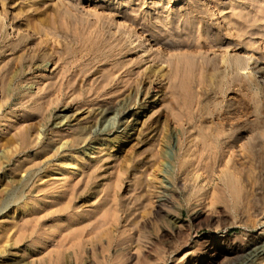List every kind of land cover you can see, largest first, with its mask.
Returning a JSON list of instances; mask_svg holds the SVG:
<instances>
[{
	"label": "rangeland",
	"instance_id": "rangeland-1",
	"mask_svg": "<svg viewBox=\"0 0 264 264\" xmlns=\"http://www.w3.org/2000/svg\"><path fill=\"white\" fill-rule=\"evenodd\" d=\"M96 43L105 57L88 56ZM200 62L212 66L189 69ZM64 67L68 86L48 96ZM254 67L264 70V0H0V264H184L210 237L263 238L264 79ZM223 77L232 82L220 91ZM129 91L132 103L141 94V123L124 153L109 145L120 130L85 143L78 124L54 126L65 108L119 105ZM226 173L235 184L221 183ZM239 260L223 253L215 264Z\"/></svg>",
	"mask_w": 264,
	"mask_h": 264
},
{
	"label": "bare ground",
	"instance_id": "bare-ground-1",
	"mask_svg": "<svg viewBox=\"0 0 264 264\" xmlns=\"http://www.w3.org/2000/svg\"><path fill=\"white\" fill-rule=\"evenodd\" d=\"M238 4V3H237ZM236 4V5H237ZM235 5V4H234ZM239 5V4H238ZM236 8H239V7H235L234 6V8H232V9H235L236 10ZM241 10L242 9H240V10H237L236 12H238V11H240L241 12ZM233 11V10H232ZM234 12V11H233ZM242 13V12H241ZM240 13V14H241ZM233 14H235V12L233 13ZM239 14V15H240ZM243 14V13H242ZM247 14H249V13H245V15H247ZM198 15V14H197ZM239 15H237L238 16V20H239ZM199 16V15H198ZM205 16V15H204ZM236 16V15H235ZM242 16V15H241ZM240 16V19L242 18L243 19V17H244V15H243V17H241ZM200 17V16H199ZM201 17H202V15H201ZM205 18V17H204ZM237 20V21H238ZM243 20H245V19H243ZM243 20H241V22L240 23H243V24H246V23H244V21ZM246 20H249V18L247 19L246 18ZM245 20V21H246ZM192 21V20H191ZM243 21V22H242ZM186 22V21H185ZM188 22V21H187ZM193 23H194V21H193ZM193 23H191V25L190 26H193L192 24ZM205 23V22H204ZM204 23H202L201 24V29L203 30V29H208V28H205L206 26H205V24ZM247 23H248V21H247ZM123 25L125 26V22H123ZM187 25V24H186ZM194 27V26H193ZM200 27H199V29H200ZM191 30H192V27L190 28ZM200 29V30H201ZM187 30H189V29H187ZM191 30H189V31H191ZM194 31V30H193ZM210 32V31H209ZM215 32H217V31H215ZM215 32H212V33H215ZM192 33V32H191ZM190 33V34H191ZM207 33V32H206ZM220 33V32H219ZM202 34H204V33H202ZM208 34V33H207ZM188 35V34H187ZM205 35V34H204ZM211 35V34H210ZM209 35V36H210ZM220 35V34H219ZM202 36V35H201ZM208 35H206V36H204V37H207ZM214 36V35H213ZM217 36V33L215 34V37ZM221 36V35H220ZM204 37H200V38H204ZM212 37V36H211ZM214 38V37H213ZM201 39V40H202ZM207 39H208V37H207ZM210 39H212V38H210ZM210 39H208L207 41H209ZM215 39V40H214ZM214 39H212V40H214V41H219L220 39H221V37H219V36H217L216 38H214ZM203 40H205V39H203ZM211 40V41H212ZM206 41V40H205ZM211 41H210V43H211ZM221 41V40H220ZM204 42V41H203ZM202 43V42H201ZM206 43V42H205ZM213 43V42H212ZM203 44V43H202ZM218 44V43H217ZM88 48H89V50H88V56H90V58H102V57H105L104 55H103V51L101 50V47H100V45H98L97 43L96 44H94V45H89L88 46ZM113 56V50L111 51V52H109V54H108V57L109 58H111ZM252 58L251 57H249V58H246V57H244V56H241V57H236V63L238 64V67H240V66H244V67H246L247 65H249V61L251 60ZM201 63V62H200ZM178 64H181L180 62H175V65H176V67H178L179 65ZM255 64H257V61H254L253 62V64H251V65H255ZM263 64V63H262ZM122 66L123 65H119V66H117V69L118 70H120L121 68H122ZM171 66V65H170ZM198 66H199V68H202L204 71H208V69H210L211 68V66L212 65H210V64H208V63H206V62H203V63H201L200 65H196V64H192V66H190L189 67V69H191V70H193L192 72H196V70H197V68H198ZM260 66V65H259ZM213 67H215V66H213ZM69 68H71V67H69ZM64 69H66V71L64 70V73L62 74V80H61V82H58V85H57V88L55 87L54 88V86L52 87H50V91L48 92V94L47 93H45V94H47L48 96H54L55 94L54 93H57L58 95L62 92V91H64V88H66L68 85V83H69V77H71L70 76V74H72V73H70V71L72 70H69V69H67V68H65L64 67ZM252 69H254V70H257L260 74H261V76L263 77V79H264V70L262 69V68H260V67H254V68H252ZM109 72V71H108ZM177 73V72H176ZM108 74H110V73H108ZM106 75H107V72H106ZM111 75V74H110ZM236 76H237V74H236ZM103 77H105V74H104V76ZM110 77V76H109ZM239 77V76H238ZM106 78H108V75H107V77ZM211 78H212V80L214 81V83L216 82V80H215V78H214V76H211ZM175 78L173 77V78H171L170 79V85H169V92L172 94V95H176L177 94V89H176V87H175V80H174ZM223 81H222V85H221V87L219 88V90L222 88V89H224V88H229V83L230 82H232V81H230V80H228V79H226V77H223ZM226 79V80H225ZM238 80H240V78H238L237 79V81ZM156 84H159L160 83V80H158V78H156ZM234 82V81H233ZM235 82H236V80H235ZM216 84H217V82H216ZM52 88V89H51ZM48 90V89H47ZM46 90V91H47ZM221 91V90H220ZM63 93V92H62ZM144 93V92H143ZM44 94V95H45ZM129 95L130 96H132V91H129L128 92V96L122 101V103L121 104H119V105H108V106H105V107H100V108H97V109H95V110H87V111H84V110H78V111H71V112H69V111H67V108H65V110L63 111V112H66V114H64V115H58L57 117H56V122H54L55 124H54V126H64V125H66V124H72V123H75V124H78V127H76L77 128V135H78V137H76V138H82V140L83 139H85V143H86V140L87 141H91V140H93L94 138H97V137H99L101 134H104L105 132L107 133V130L109 131H111L112 129H117V130H120V133L121 134H124V136H122L123 138H121V139H119L118 138V136H116V138L115 139H113L112 141H110V148H114L115 149V145H120L121 146V153H124V152H126V149H127V146L128 145H130V143H131V141H129V138L126 136V134L129 132L130 134H133L134 136L136 135V133L139 131V124L141 123V121H139V117L137 116L140 112H137L136 114H134V116L132 115V110H134V108L137 106V104H138V102H136L137 101V98H139V96L141 95V94H139L138 93V96L135 98L136 99V101L134 102V103H132V100H131V98H133V96L132 97H129ZM145 95V94H144ZM177 96V95H176ZM143 97V96H142ZM143 99V98H142ZM144 99H145V101H144V103L145 102H147L146 100H148V95L146 94L145 95V97H144ZM143 99V100H144ZM139 101V100H138ZM132 104V105H131ZM42 107V106H41ZM69 110V109H68ZM134 113V112H133ZM55 117H53V118H55ZM130 117H133L131 120H130ZM87 121V123L85 124H81L83 121ZM87 125H89V126H87ZM74 127V126H73ZM71 128V127H70ZM76 128L74 129L75 131H76ZM76 133V132H75ZM105 133V134H106ZM117 133H118V131H117ZM74 134V133H73ZM87 134V135H86ZM156 134V133H155ZM75 136H76V134H75ZM155 136V135H154ZM74 138V137H73ZM73 140H75V139H73ZM77 140H79V139H77ZM81 140V139H80ZM81 140V141H82ZM73 142V141H72ZM75 142H77V141H75ZM79 142V141H78ZM83 142V141H82ZM90 143V142H89ZM74 144V143H73ZM79 144V143H78ZM78 144H76V145H78ZM79 146V145H78ZM106 146H108V144L106 145ZM105 146V147H106ZM63 147V146H62ZM63 148H65V146L63 147ZM67 148V147H66ZM106 149V148H105ZM104 149V150H105ZM117 149V148H116ZM102 150V149H101ZM107 151L108 150H106L105 152L107 153ZM100 152V151H99ZM97 154H99V153H97ZM168 154L169 153H167V154H165L166 156H168ZM164 155V156H165ZM97 156V155H96ZM99 157V156H98ZM67 158H69L68 156H65L64 157V159H65V161H66V163L67 162H69L68 163V167H73V161L71 160L70 161V159H67ZM74 160V159H73ZM98 160V159H97ZM75 161V160H74ZM65 163V162H64ZM63 163V164H64ZM65 165V164H64ZM67 165V164H66ZM69 165H71V166H69ZM74 166H75V164H74ZM74 168V167H73ZM75 169V168H74ZM73 169V170H74ZM76 169H78L77 168V166H76ZM207 169V168H206ZM210 169V168H209ZM58 170V169H57ZM211 170V169H210ZM210 170H209V172H210ZM208 171V170H207ZM207 171H206V173H207ZM60 173V171H57V173ZM73 172H75V170L73 171ZM227 173H229V172H227ZM226 173V175L224 174V179H226V180H223V178L221 179V180H223V181H221V183L222 182H224V185H228V184H232L233 185V183H231V176H229L230 175V173H229V175ZM183 174H184V172H183ZM191 173H190V171H188V170H185V180L187 181V179L189 180V175H190ZM188 175V177H186ZM56 176V175H55ZM62 176V175H61ZM38 178H40L41 179V177H38ZM45 178V177H44ZM47 178V177H46ZM49 178V177H48ZM52 178V177H51ZM54 178V177H53ZM58 179H60L59 177H57ZM28 179V178H27ZM56 179V178H55ZM57 179V180H58ZM62 179V178H61ZM42 180H44L43 178L41 179V182H42ZM48 180V179H47ZM56 180V181H57ZM39 182H40V180H38ZM51 181V180H50ZM50 181L48 182V183H50ZM54 181V180H53ZM59 182H61L60 180H58ZM43 182H46V181H43ZM24 184H26V183H24ZM43 184V183H42ZM47 184V183H46ZM51 184V183H50ZM53 184V183H52ZM63 184V183H62ZM235 184V183H234ZM61 185V184H60ZM229 185V186H230ZM228 186V187H229ZM235 186V188H236V185H234ZM47 187H49V184H48V186ZM230 187H232V186H230ZM62 188H63V185H62ZM64 189V188H63ZM75 189V188H74ZM73 190V189H72ZM174 192V191H173ZM173 194V193H172ZM166 196H168L169 197V195H167L166 194ZM163 197V196H162ZM162 197H161V199H162ZM167 197V198H168ZM171 197H169V199H170ZM166 199V198H165ZM163 200V199H162ZM167 200V199H166ZM165 200V201H166ZM169 201V200H168ZM172 201V200H171ZM164 203V202H163ZM171 203V202H170ZM169 203V204H170ZM161 204V203H160ZM165 204V203H164ZM163 204V205H164ZM167 205V204H166ZM26 206V205H25ZM157 210H158V207H157ZM161 210V209H160ZM177 214H178V211L176 212ZM176 215V214H175ZM192 215V214H191ZM202 215V211L201 210H195L194 211V213H193V218H199L200 216ZM178 217H176V218H174V222L173 223H175V225L176 226H174V227H176V228H178V226H179V224L177 225L176 223H180L181 221H182V215H181V213H179V215H177ZM172 217H173V215H172ZM170 219V218H169ZM190 219H191V217H190ZM200 219V218H199ZM168 220V219H167ZM168 222H170V221H168ZM183 222V221H182ZM171 223V222H170ZM171 224V225H174V224ZM184 223V222H183ZM182 223V224H183ZM180 226H183V225H180ZM179 226V227H180ZM7 227V226H6ZM9 227V226H8ZM172 227V226H171ZM185 227V226H184ZM13 227H10V229H12ZM173 228V227H172ZM171 228V229H172ZM9 229V230H10ZM181 229H182V227H181ZM8 230V228L6 229V231ZM173 230H174V228H173ZM5 231V230H4ZM169 231V230H168ZM167 231V232H168ZM170 231H172V230H170ZM176 231V230H175ZM13 232V231H12ZM173 232V231H172ZM172 232H170V235H171V233ZM178 232V234H180L179 233V231H177ZM181 232H183V231H181ZM4 233V232H3ZM3 233H1L2 235H3ZM6 233V232H5ZM8 235H10L9 234V232L7 233ZM168 234H169V232H168ZM183 234V233H182ZM181 234V235H182ZM6 235V234H5ZM5 235H3V236H5ZM176 235H177V233H176ZM165 236H167V233L165 234ZM178 236V235H177ZM6 237V236H5ZM8 237V236H7ZM172 237V236H171ZM180 237V236H179ZM169 238V237H168ZM220 238H222V237H220ZM219 237L218 238H213V237H210V238H208V239H204L205 241H203L202 243L203 244H205L206 243V250L204 251V253L203 254H198L197 253V255H196V249H194V251L195 252H192V253H194V254H192V256H189V258H188V260H187V262L186 263H184V264H215L216 262H217V258L221 255V254H223V253H226V254H228V255H232V256H235V257H238L240 260L239 261H241L240 262V264H264V237L263 238H260V237H248V239L246 238V240L244 239H242L243 241H240V242H236L237 240H234V241H232V243H230V245L229 246H225V244L228 242V241H226V240H223V239H220ZM169 239H171V238H169ZM173 239V238H172ZM228 239V238H227ZM236 239V238H235ZM169 242H172V240H170ZM231 242V241H230ZM173 243V242H172ZM228 245V244H227ZM172 246V245H171ZM225 246V247H224ZM169 247V246H168ZM174 248V247H173ZM179 248V247H178ZM177 248V250H179V249H181V248H179L178 249ZM170 249H171V247H170ZM176 249V248H175ZM176 250V251H177ZM198 252H199V249H198ZM146 254H148V253H146ZM144 255V254H143ZM142 255V256H143ZM191 255V254H190ZM142 256H140V258H144L143 260H145V257H146V255L144 256V257H142ZM139 258V259H140ZM141 259V260H142ZM139 261V263L140 262H143V260L142 261ZM147 260V259H146ZM146 260H145V264H147V262H146ZM185 261V260H184ZM143 263V264H144ZM16 264V263H15ZM182 264V263H181Z\"/></svg>",
	"mask_w": 264,
	"mask_h": 264
}]
</instances>
